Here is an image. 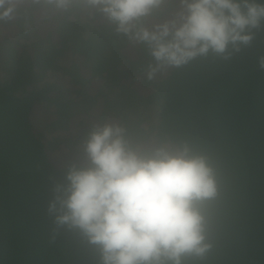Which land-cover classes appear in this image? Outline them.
I'll return each mask as SVG.
<instances>
[{"label":"trees","instance_id":"16d2710c","mask_svg":"<svg viewBox=\"0 0 264 264\" xmlns=\"http://www.w3.org/2000/svg\"><path fill=\"white\" fill-rule=\"evenodd\" d=\"M179 11L164 0L139 23ZM251 31L238 51L148 79L149 45L87 0H18L0 20V264H101L98 245L56 222V188L69 165H89L66 159L65 141L84 145L95 126L119 118L131 146H186L212 169L216 195L197 205L210 247L181 264H264V21Z\"/></svg>","mask_w":264,"mask_h":264},{"label":"clouds","instance_id":"9594fccd","mask_svg":"<svg viewBox=\"0 0 264 264\" xmlns=\"http://www.w3.org/2000/svg\"><path fill=\"white\" fill-rule=\"evenodd\" d=\"M17 2L0 0V20L10 18ZM46 2L63 7L68 0ZM163 2L87 0L117 32L149 45L155 65L148 79L209 52L238 51L264 21V0H177L173 18L142 26ZM83 150L89 165L68 166L66 183L56 188L63 211L55 219L98 245L101 264H181L183 256L204 255L210 246L197 205L217 188L203 155L186 146L133 147L121 126L108 123L89 132Z\"/></svg>","mask_w":264,"mask_h":264},{"label":"rangeland","instance_id":"374dc122","mask_svg":"<svg viewBox=\"0 0 264 264\" xmlns=\"http://www.w3.org/2000/svg\"><path fill=\"white\" fill-rule=\"evenodd\" d=\"M17 42V43H16ZM18 40H14V44L16 45V44H18ZM30 42V41H29ZM0 46H3V43H2V41H1V39H0ZM44 46H46L45 44H44ZM2 56H4V57H1L2 58V60L4 61L3 62V64H7V58L5 57V55L3 54ZM28 58V53L27 54H25L24 55V58ZM6 61V62H5ZM52 79H54V76L53 75H49V77L47 78V80H52ZM46 79H41L39 82L41 83V82H44ZM97 113H99V112H97ZM111 115L112 114H107V116H106V118H110L111 117ZM154 116H156L155 114H154ZM127 118H128V116H127ZM129 118H132L131 116H129ZM120 120L122 121V122H120ZM124 121V118H119V120H118V123L120 122L121 124H119V126H121L122 127V124L124 123L123 122ZM75 131V130H74ZM58 142H62V140H58ZM66 143L65 144H63L64 146V148L66 149V151L69 153V156H67L66 157V159H68V158H71V157H79V158H87V156H86V154L84 153V150H83V145H79V146H77L76 148H74V147H68V146H66L65 147V145H69L68 144V142L67 141H65ZM55 144L56 143H54V144H52V145H54L53 147H57V146H55ZM76 153V154H75Z\"/></svg>","mask_w":264,"mask_h":264}]
</instances>
